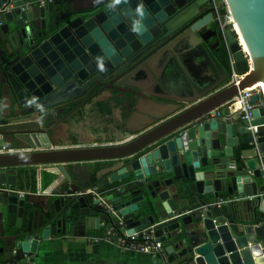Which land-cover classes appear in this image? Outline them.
Listing matches in <instances>:
<instances>
[{
    "label": "water",
    "instance_id": "obj_1",
    "mask_svg": "<svg viewBox=\"0 0 264 264\" xmlns=\"http://www.w3.org/2000/svg\"><path fill=\"white\" fill-rule=\"evenodd\" d=\"M190 2L92 0L90 5L70 9L69 5L63 8L60 0L46 4L41 0H0L3 8L13 4L0 10V148L4 149L0 151V183L15 184L18 166L57 163L61 171L58 188L65 187V193L42 205V212L33 209L39 219L22 234L4 233L0 220L4 260H13L16 253L24 264V253L36 251L40 237L70 233L73 209H77L78 220L93 217L96 226L100 219L107 220V227L122 220L128 232L142 235L143 230L153 231L162 240L175 239L167 245L168 257L157 254L165 264L186 254L189 258L179 264H264V210L256 204V194L264 190V175L257 167L256 148L252 146L248 152L241 147L252 136L241 117H234L225 104L253 84L261 83L264 95V0H226L228 21L224 14L220 18L211 13L194 16ZM195 5L203 2L197 0ZM210 9L218 10L213 3ZM184 18H192L189 24L193 23L178 38L189 33V42L201 46L203 32L210 29L207 22L214 23L225 40L226 60L233 61L237 72L245 75L228 83L231 74L210 52L212 58H195V65L203 66L209 59L223 77L200 88L183 69L188 83L175 80L179 92H193L186 96L154 92L149 84L126 80L129 75L115 77V89L132 94L139 104L142 98L158 96L175 104L167 103L165 111L148 124L125 126L120 140L98 144L87 133L86 141L55 146V139L49 137L53 132L50 122L57 111L63 114L67 104L88 93V77L95 72L101 77L106 73L121 76L127 71L133 76L141 67L153 69L157 58L127 57L149 43L160 29L171 31L172 24L182 25ZM167 59L159 58L162 63ZM175 59L182 67V60ZM199 74L205 75L203 70ZM152 79L166 87L156 74ZM249 100L257 102L258 93ZM252 112L253 122L259 124L258 148L264 157V105ZM158 118L163 120L158 122ZM148 125L152 126L141 131ZM11 147L16 150H5ZM83 160L116 162L108 179L120 185L119 192L105 195L111 212L100 193L84 192L86 186L77 192V181L66 163ZM205 193L215 198L223 193L234 196L233 202L225 204L229 216L212 210L211 196ZM6 197L4 205L0 194V218L16 212L18 225L24 196L12 193ZM190 198L196 207L187 210Z\"/></svg>",
    "mask_w": 264,
    "mask_h": 264
},
{
    "label": "crops",
    "instance_id": "obj_2",
    "mask_svg": "<svg viewBox=\"0 0 264 264\" xmlns=\"http://www.w3.org/2000/svg\"><path fill=\"white\" fill-rule=\"evenodd\" d=\"M12 5L13 4L10 3L6 8ZM220 8L221 7H219L218 10H220ZM176 80L181 79L177 78ZM176 80L174 75L169 79L170 88L173 92H179ZM147 103L148 104L143 106L139 105V107L132 106L130 111H126L121 105L116 108L111 105L112 108L110 106L108 110L104 111V114H102L103 111L93 112L92 109H78L79 112L77 111L76 115L75 113L72 114L74 117L72 119V121H74L72 128H69L70 123L69 125L64 123L62 128L64 131L68 128L69 130L81 128V130L83 129V131H86L92 137L96 138L95 142L98 144L107 142L109 139L111 142L112 140H120L119 137L121 136L119 135L125 126L140 127L139 125L148 124L150 121L149 118L155 116L154 113L157 112L156 108H164L165 106L163 104L154 105V103L151 105L149 102ZM92 113H94L96 117L95 123L93 125L84 123V117H90ZM68 121L70 122V120ZM81 122L83 124H81ZM78 123H80V126ZM76 125H78L79 128ZM150 126L152 125L143 127L144 129L141 131L146 130ZM107 137L109 139H107ZM55 142L57 143L55 146H71V143L68 141L55 139ZM115 163L116 162L111 160H83L66 163V167L77 181V192L83 190V187L86 186V189H93L92 193L94 196L100 193L99 196H102L101 198L104 204L105 202L109 204L105 199V195L112 191H115L114 193L119 192L120 186L118 183L113 184L109 182L108 179ZM60 176L61 171L57 163L29 164L16 167L15 184L0 183L2 187L11 188V190L0 188V194L3 195L4 205L7 204L6 195L8 194L11 195L13 193L24 196L23 214L21 215V220L18 225L16 212H9L5 214L3 218H0L4 233L17 232L22 234L21 232H25L27 227L31 226L33 222L35 224L37 223L36 221L39 219V215L36 211H33V209L36 208L38 212H42L43 204L47 206L57 195L65 193V187L58 188ZM102 186H104L105 189L102 192H97L96 190ZM18 190H22L24 193L21 195L18 193ZM205 195L211 196L209 199L211 201L209 207H212V210L228 215L225 204L233 202L234 196H230L226 193H223V195L218 198H215L212 193H205ZM220 197L228 199L224 202L217 203ZM192 202L194 203V199L190 198L187 210L196 207ZM207 207L205 206L203 209ZM76 210L77 209H73L74 212L72 214L74 223L69 224L70 233L56 232L54 234H49L47 237H40L36 251L24 253V264H165L162 257L153 255L150 252L122 249L114 240L106 237L107 229L109 228L106 225L107 220L100 219L99 226H96L93 217L86 216L78 220V211ZM37 216L38 218L36 219ZM186 225L189 227L191 223L187 222ZM19 238L22 237L19 236ZM170 242L176 241L175 239H163L162 251L158 254L168 257L170 254L167 252L166 248ZM3 245L4 240L0 238V261L3 264H7L8 260L3 259ZM180 248L181 245L177 246L175 252ZM187 258H189V254L180 257V259H177V262L174 261L171 264H179V260H187ZM13 264H23L22 260L16 257V253H13Z\"/></svg>",
    "mask_w": 264,
    "mask_h": 264
},
{
    "label": "flooded vegetation",
    "instance_id": "obj_3",
    "mask_svg": "<svg viewBox=\"0 0 264 264\" xmlns=\"http://www.w3.org/2000/svg\"><path fill=\"white\" fill-rule=\"evenodd\" d=\"M48 0L43 1V4H46ZM50 1V0H49ZM63 5H65L63 8H65L67 5H69L70 9H75L76 7H85V5H90L92 3L91 0H60ZM190 6L193 7L191 14H195L194 16L198 14H202V17L206 16L207 14H212L214 18H220L223 12L221 10L212 11L210 8L212 6L211 0H200L203 2V5L196 6L195 3H197V0H190ZM185 19V18H184ZM192 18H186L184 23L182 25H177L178 23L172 24L171 26L173 29L171 31L168 30H159L157 36H152V39L149 43L146 45H143L139 47L137 50L133 52V55L127 58H157L153 62V69H148L146 66L141 67L140 72H136L133 76L130 74L131 72L127 71L123 73L121 76H117V73L114 75H110L108 73L99 76L97 72L94 73L92 77H88L85 81L89 82V88L87 89L88 93H84L82 97L75 102H70L65 107V111L62 114L61 112L57 111L55 113V119L53 122H50L53 126V132L49 134V137H52L54 139H59L62 141H68L73 142L74 144H77V142H83L84 140H87V132L81 130L80 123L76 125L79 129H72L69 130V128H72V125L74 121L72 119L74 118L72 114L78 111V109L86 108V109H92L93 112L103 111L102 114H104L105 110H108V108L113 105L115 108L117 106H123L126 111H130L132 106H143L148 104L146 100L155 101V105L157 104H163L165 105L164 108L167 106V103L169 104H175L173 101L168 99H163L162 97H150V98H142L141 103L139 104V101L134 100L133 101V95L130 93H122L120 91H117L115 89V82H113V79L115 77H118L117 80L123 79L126 76H130L126 78V80H130L132 82L136 81L137 83H142L143 85L149 84L151 85L150 89L157 93H163L174 97H181L186 96L187 94H192L193 92H188L186 95L182 92H173V90L170 89L169 79L174 75L175 79L179 78L182 80V82L185 84L188 80L185 77L183 73V69H186L188 74H190L193 79L196 81V83L199 85L200 88H204L205 86H208L213 78L216 77H223V73L220 71L217 72V68H212L210 60L207 59L205 62V65L203 66H196L195 65V58H212L211 53L212 52L215 56V58H218L220 62L222 63L224 69L226 72L230 74L231 66L226 56V49H225V40L224 37L219 33L217 26L212 22H207V29L203 32V35H205V38L201 41V46L199 44H192L189 41L190 35H186L183 38H178V35L182 32L187 30L191 24ZM177 25V26H174ZM215 30V33L213 31ZM198 35H200L199 30L197 31ZM168 44V45H167ZM167 47L165 50L160 52L163 47ZM155 56V57H154ZM125 58V57H123ZM159 58H168L166 62L162 63ZM175 58H179L182 60L183 64L182 67L178 64ZM191 58H194L193 60ZM203 70V73L205 75H200V71ZM122 72V71H121ZM153 74H156L159 79H162L163 82L166 84V87L163 88L157 80H151V76ZM97 75V76H96ZM125 76V77H124ZM149 78L147 79V77ZM188 83V82H187ZM125 86V85H124ZM118 87H123V84L119 85ZM128 88L129 86H125ZM133 88V87H130ZM140 98V97H139ZM138 102V104H137ZM190 103H187L185 106H188ZM150 106V105H148ZM112 108V106H111ZM156 108V107H155ZM164 108H156L157 112L154 114V118L150 117L149 119H156L158 116L162 114V112L165 111ZM64 109V107H63ZM63 111V110H62ZM79 112V111H78ZM125 114V113H124ZM69 118V119H68ZM89 118V119H88ZM95 114L92 113L90 117L85 116L84 117V123L93 125L95 123ZM130 118V117H128ZM83 119V118H82ZM70 120V122L68 121ZM158 122L163 120V118H158ZM72 121V122H71ZM129 121V120H128ZM69 125L70 127L64 131L62 128L63 124ZM81 124H83L81 122ZM123 131V130H122ZM96 134V133H94ZM249 134V133H248ZM90 135V134H89ZM91 136V135H90ZM107 139H109L107 137ZM105 139V140H107ZM98 141V140H97ZM100 141V140H99ZM110 142L111 140H107V142ZM113 141V140H112ZM243 148H245L248 152L252 150V144L250 141L244 142L242 144ZM238 163V161H237Z\"/></svg>",
    "mask_w": 264,
    "mask_h": 264
},
{
    "label": "built area",
    "instance_id": "obj_4",
    "mask_svg": "<svg viewBox=\"0 0 264 264\" xmlns=\"http://www.w3.org/2000/svg\"><path fill=\"white\" fill-rule=\"evenodd\" d=\"M46 1V0H41V2ZM218 4L220 5L219 7L222 8L224 7V12L223 14L226 15L229 14L228 8H227V3L226 0H217ZM6 8V5H5ZM3 7H0V10L5 9ZM231 18V16H230ZM244 54H247V51L243 49ZM231 77L228 81L229 82H236L242 77V73L237 72L235 64L233 61H231ZM254 92L258 93L259 95V100L257 102H250V96ZM230 111L232 112L234 117L240 116L241 119L243 120L245 124L246 130L249 132V134L252 136V139L250 140V143L252 144L253 147L256 148L257 150V157H258V162H257V167H259L262 170V173L264 175V157L262 152L258 148V136H259V129H258V123L253 122L254 120V115H253V109L256 106L259 105H264V95H263V89L262 86L260 85H250L247 87H244L241 89L236 95L231 97L229 100L226 101L225 103ZM4 150L3 148H0V151ZM6 151H13L16 150L15 148H7L5 149ZM2 189H9V187H2ZM78 192H82L81 190ZM84 192H93V189H88ZM19 194H23L24 192L22 190H18ZM257 197V206L260 207L262 210H264V190L256 194ZM228 199V198H227ZM227 199H224L220 197L217 201V203L224 202ZM106 204V208L109 211H112L111 205ZM106 237L114 240L115 243L120 246L122 249H127V250H137V251H144V252H150L153 255H157L162 251L163 247V240L160 239L158 236H156L153 231L146 233L143 230L142 235H139L138 231H133V232H128L123 221L120 220L119 224L117 226H110L107 229ZM27 253V252H25ZM7 264H13V260L8 261Z\"/></svg>",
    "mask_w": 264,
    "mask_h": 264
},
{
    "label": "rangeland",
    "instance_id": "obj_5",
    "mask_svg": "<svg viewBox=\"0 0 264 264\" xmlns=\"http://www.w3.org/2000/svg\"><path fill=\"white\" fill-rule=\"evenodd\" d=\"M212 1V3L217 7V9H219V4H218V1L217 0H211ZM222 11V10H221ZM223 12H224V10H223ZM226 21H228V20H231V18H230V14H227L226 15V19H225ZM230 74H231V71H230ZM232 75V74H231ZM230 79V78H229Z\"/></svg>",
    "mask_w": 264,
    "mask_h": 264
},
{
    "label": "bare ground",
    "instance_id": "obj_6",
    "mask_svg": "<svg viewBox=\"0 0 264 264\" xmlns=\"http://www.w3.org/2000/svg\"><path fill=\"white\" fill-rule=\"evenodd\" d=\"M236 26V25H235ZM235 28H237V27H235ZM238 30V29H237ZM240 39H241V42H242V44H243V46H244V48L245 49H247V45H246V43H245V40L243 39V37L240 35ZM155 57V56H154ZM245 74L244 73H242V77L244 76ZM254 85H256V84H254ZM257 85H260L261 86V83H259V84H257ZM253 86V85H252ZM247 87V86H246Z\"/></svg>",
    "mask_w": 264,
    "mask_h": 264
},
{
    "label": "trees",
    "instance_id": "obj_7",
    "mask_svg": "<svg viewBox=\"0 0 264 264\" xmlns=\"http://www.w3.org/2000/svg\"><path fill=\"white\" fill-rule=\"evenodd\" d=\"M220 10H222V11H223V10H224V7L222 6V8H220Z\"/></svg>",
    "mask_w": 264,
    "mask_h": 264
}]
</instances>
